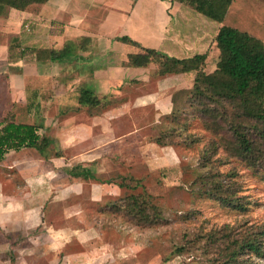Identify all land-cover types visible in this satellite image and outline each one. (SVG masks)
I'll use <instances>...</instances> for the list:
<instances>
[{
	"label": "crops",
	"instance_id": "obj_1",
	"mask_svg": "<svg viewBox=\"0 0 264 264\" xmlns=\"http://www.w3.org/2000/svg\"><path fill=\"white\" fill-rule=\"evenodd\" d=\"M242 6L240 0H234L222 23L206 20L188 6L169 0H47L23 11L2 10L0 119L12 112L13 106L23 108L24 114L31 117L33 111L28 114L29 109H41L39 122L56 141L53 151L61 152V156L45 160L35 150L24 148L10 151L0 161V252L18 249L13 264L108 261L97 247L88 250L86 246L88 237L96 234L93 226H44L42 207L46 199L41 197L46 193L41 187L49 179L45 172L58 171L59 177L66 176V181L56 189L61 198L80 195L82 190L78 186L82 184L74 182L80 177L69 175L72 167L80 165L98 172L99 159L93 155L107 152L102 135L107 133L111 137L112 149L133 131L115 137L111 129L115 122H145L144 118L135 119L133 114L145 108L152 110V122H157L181 105L182 91L192 89L193 71L157 77L155 63L147 67L126 66L127 55L140 50L117 38L127 36L142 48L177 59L206 54L202 69L210 73L218 58L214 37L222 24L253 35L228 21L232 9L240 12ZM186 28H191L190 34H185ZM210 33L211 39L207 40ZM65 46L67 53L59 61L37 52L60 51ZM79 88L92 90L98 98L110 95V103L90 113L80 110L78 115L73 110L77 107L74 98ZM51 108L53 113L46 114ZM41 163L45 168L40 169ZM13 168L21 180L12 189H6L5 172ZM104 185H89L90 201L98 202L105 195ZM107 186L112 191L118 189L117 185ZM118 192L119 189L110 193ZM72 241L84 250L67 252V243ZM42 242L45 250L37 247ZM28 249L32 254H19ZM106 254L112 257L108 251ZM7 261L0 260V264Z\"/></svg>",
	"mask_w": 264,
	"mask_h": 264
},
{
	"label": "rangeland",
	"instance_id": "obj_2",
	"mask_svg": "<svg viewBox=\"0 0 264 264\" xmlns=\"http://www.w3.org/2000/svg\"><path fill=\"white\" fill-rule=\"evenodd\" d=\"M240 4L243 9L240 12L232 9L228 21L235 27L250 31L264 45V0H240ZM199 16L209 20L201 14ZM237 20L240 24H237ZM190 33L191 28H186L185 34ZM210 39L211 33L207 37V40ZM190 91H182L184 96L181 98V105L173 109V118L167 115V118L163 116L157 122H152L153 112L145 108L133 113L135 119L144 118L145 122H115L111 126L115 137L133 130L116 148L111 149L112 139L107 133L102 135L107 152L93 155L98 157L100 163L98 172L94 170V174L101 181L111 180L113 183H103L105 195L98 202L90 201L88 189L91 183H101L79 178L74 182L82 184L78 186L82 190L80 195L63 199L62 194L56 193V189L66 181V176L59 177L61 173L58 171L45 172L49 179L44 185L41 184L42 191L47 195L41 197L43 201L46 199L42 207L44 226H93L96 234L88 237L86 246L88 250L97 247L105 254L104 258H109L105 264H162L165 258L167 261L164 264H210V260L215 257V247L205 251L201 235L213 231L224 232L221 229L223 226L233 233L250 227H264V181L235 152L234 142L227 132V121L213 119L208 113L203 115L204 118L201 117L190 98ZM108 97L110 95L103 99V105L110 103ZM74 101L76 102V98ZM32 108L33 110L28 111V114L33 111L31 117L24 114L23 108L20 110L21 108L13 106L16 121L39 124L41 109L37 110L35 106ZM78 109L86 111L77 107L73 111L78 115ZM50 113H53L52 108L47 109L46 114ZM233 120L236 118L233 117ZM242 124L252 135L256 133L253 121H244ZM169 130L170 134L167 133ZM41 133L48 135L45 129ZM159 137L166 145L155 142ZM207 147L212 150L208 155L210 160L206 167H199V159ZM212 147H215V151ZM75 163L76 160L72 161V164ZM43 168L45 165L41 163L40 169ZM5 173H8L4 182L6 189L20 182L16 169ZM215 173L216 178L208 179L211 186L218 180L232 185L240 202L246 204L244 210L221 205L202 193L209 186L205 188L199 176L204 174V179ZM120 176H124L131 187L117 186L119 192L110 193L117 192L118 189L112 191L107 185L116 186L114 182L120 181ZM137 180L139 183L132 188ZM49 183L53 187H49ZM127 195H144L150 223H137L130 220L123 211L112 208L113 204ZM75 212L80 214L75 215ZM44 245L45 242H42L41 247H37L41 250ZM181 247L184 250L177 253ZM7 250L0 252V260H8L7 264H13L18 249L14 247ZM65 250L72 253L84 249L78 242L72 241L67 243ZM107 251L112 257L107 256ZM31 252L28 249L19 254H32ZM253 261V264H264L262 259Z\"/></svg>",
	"mask_w": 264,
	"mask_h": 264
},
{
	"label": "trees",
	"instance_id": "obj_3",
	"mask_svg": "<svg viewBox=\"0 0 264 264\" xmlns=\"http://www.w3.org/2000/svg\"><path fill=\"white\" fill-rule=\"evenodd\" d=\"M46 1L0 0V13L4 9L23 11ZM169 1L188 6L209 20L222 23L234 0ZM117 40L138 47L140 50L127 55V61L124 63L126 66L147 67L150 63H155L157 70L154 76L157 77L193 71V87L189 93L192 102L196 104L195 109L201 113V117L208 113L213 119L227 121L228 131H226L234 142L235 152L247 166L259 173L264 181V45L261 39L246 31L222 24L214 37L218 58L215 69L210 73H205L202 69L206 54H195L188 58L177 59L155 49L142 48L127 36H121ZM67 47L65 46L60 51L48 49L37 52L44 53L51 60L59 61L66 55ZM103 99L105 97L98 98L92 90L86 88H79L76 94L77 107L89 113L96 108L105 107ZM172 112L169 115L173 118ZM233 117L236 118L235 121ZM244 121H253L256 124L254 126L256 133L252 135L242 124ZM42 130H44L42 123L18 122L13 112H7L0 119V161L10 151H19L24 148L35 150L45 160L61 156V152L53 151L56 141L47 134L41 133ZM170 131L167 133L170 134ZM155 142L166 145L161 142L160 137ZM209 148L211 147L205 148L202 152L199 167L207 166L210 160L208 155L212 153ZM212 149L215 151V147ZM69 175L99 183H113L111 180H99L91 168L80 165L73 166ZM203 176L204 174L199 178L205 188L209 186L202 192L207 197L217 200L224 206L241 210L246 208V204L240 202V198L236 196L232 185L223 184L221 182L224 180H218L211 186L208 179L216 178V173L205 176L204 179ZM130 179L134 180L133 177ZM114 183L119 188L131 187L126 183L124 176H120V181ZM138 183L137 180L132 188ZM146 206L147 201L144 195L141 197L127 195L113 204L112 208L123 211L130 220L137 223H140L139 221L150 223L146 214ZM221 229L224 232L213 231L200 236L204 239L205 251L215 247V257L210 260V264H253V259L264 260V227H250L237 233H233L226 226ZM183 250L184 247L178 248L177 253ZM166 261V258L163 259L162 264Z\"/></svg>",
	"mask_w": 264,
	"mask_h": 264
}]
</instances>
